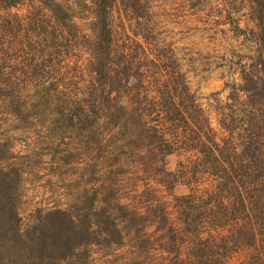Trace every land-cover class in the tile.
<instances>
[{"label": "rangeland", "instance_id": "1", "mask_svg": "<svg viewBox=\"0 0 264 264\" xmlns=\"http://www.w3.org/2000/svg\"><path fill=\"white\" fill-rule=\"evenodd\" d=\"M57 1L73 14L67 26L58 23L39 0L0 6V25L4 23L0 82L9 84L7 90H0V170L8 171L14 184L12 197L22 231L55 208L93 221L90 241L53 264H133V248L146 245V237L127 235L121 243H110L116 237L107 224L108 215H126L131 205L124 209L121 201L132 202L143 215H155L160 206L150 211L155 207L146 194L162 195L171 202L173 195L186 193V185L168 187L170 174L179 175L185 156L169 154L166 174H157L142 163L136 165L132 153L139 152L129 145V124H113L106 117L92 127L82 126L83 130L57 115L60 108H68L72 96L81 97L95 86L88 65L94 33L92 1ZM110 19L114 50L139 54L143 70L149 60L143 58L141 45L151 43L156 48L149 51L151 55L160 49L164 57L166 50L186 73L217 139L230 130L239 132L238 104L246 99L240 85L259 54L251 0H118ZM113 86L121 88L117 82ZM117 167L121 171H115ZM148 186L153 191L146 190ZM150 239L155 250L142 252V261L170 264L173 254L161 251L157 235ZM149 257L154 263H147ZM242 257L229 264H238Z\"/></svg>", "mask_w": 264, "mask_h": 264}, {"label": "trees", "instance_id": "2", "mask_svg": "<svg viewBox=\"0 0 264 264\" xmlns=\"http://www.w3.org/2000/svg\"><path fill=\"white\" fill-rule=\"evenodd\" d=\"M23 1L0 0V6L10 8ZM39 1L51 9L58 23L67 26L72 21L73 14L62 2ZM91 1L94 33L88 65L95 86L81 97L72 96L68 108H60L57 115L83 130L106 117L113 124H129V145L139 152L132 153L136 165L144 164L157 174H166L169 154L185 156L179 175L170 174L168 187L186 185V193L172 194L171 202L162 195L146 194L155 207L150 211L160 206L158 214L147 216L159 218L166 227L177 264H229L242 254L238 264H264V0H251L259 54L240 85L246 95L238 104L240 130L237 134L230 130L220 140L172 55L163 50V57L160 49L151 55L149 51L156 48L151 43L141 45L143 58L149 60L143 70L139 54L112 48L110 17L118 0ZM116 82L120 89L113 88ZM8 86L0 82V90ZM204 175L206 181L201 183ZM13 185L9 172L0 170V264H53L90 241L93 221L89 216L79 220L62 208L40 215L31 229L22 231ZM94 203L92 199V208ZM132 207L134 212L131 207L125 209L127 215L141 213L138 206ZM111 218L108 215L107 224L115 232Z\"/></svg>", "mask_w": 264, "mask_h": 264}, {"label": "crops", "instance_id": "3", "mask_svg": "<svg viewBox=\"0 0 264 264\" xmlns=\"http://www.w3.org/2000/svg\"><path fill=\"white\" fill-rule=\"evenodd\" d=\"M111 167V166H110ZM109 169V168H108ZM111 169V168H110ZM94 199V198H93ZM95 200V199H94ZM97 200H95L96 203ZM121 201V200H120ZM94 203V205H95ZM119 205H126L130 203V207H132V202H118ZM104 209V207H102ZM101 208V209H102ZM113 217V216H112ZM113 219V218H111ZM126 221V224H122V221ZM138 220H142L143 223H137ZM115 221V226L116 230L115 231V240H111L110 243L112 242H117L121 243L122 240L127 236V235H132L133 238H141V237H146L144 240L146 245L142 244H137L136 247L133 248V253L134 256L132 258V261L134 262L133 264H146L143 260L144 256L142 255V252H148L151 253L152 249L155 250V248H150L152 244L155 242L151 241L150 238H153L154 236L157 235L159 238V241H161L160 248L164 254H173V256L170 258V264H174L173 258L175 254V246L172 243L170 237L171 235L167 233L166 227L162 226V224L159 222V218L157 217H150L147 215H143L142 213L136 214V215H116L114 217ZM135 222V224H133ZM113 224V223H112ZM148 262H153L154 259H151V257L147 258Z\"/></svg>", "mask_w": 264, "mask_h": 264}]
</instances>
